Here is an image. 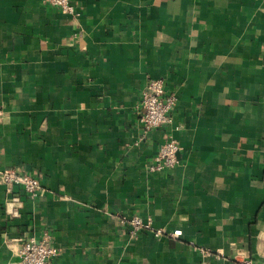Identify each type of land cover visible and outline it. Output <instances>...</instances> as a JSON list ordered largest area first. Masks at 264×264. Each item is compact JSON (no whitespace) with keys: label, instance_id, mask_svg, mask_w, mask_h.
<instances>
[{"label":"crops","instance_id":"1","mask_svg":"<svg viewBox=\"0 0 264 264\" xmlns=\"http://www.w3.org/2000/svg\"><path fill=\"white\" fill-rule=\"evenodd\" d=\"M72 2L78 18L0 0V171L40 182L13 217L0 184L2 264L18 237L55 247L53 264L264 261V0ZM151 79L177 101L143 135ZM169 136L177 165L150 173ZM116 214L181 234L131 236Z\"/></svg>","mask_w":264,"mask_h":264},{"label":"built area","instance_id":"2","mask_svg":"<svg viewBox=\"0 0 264 264\" xmlns=\"http://www.w3.org/2000/svg\"><path fill=\"white\" fill-rule=\"evenodd\" d=\"M41 3L54 7L73 18H78L79 16V12L76 10L72 0H41ZM176 101L174 94L167 93L162 79H151L144 85L138 100L140 109L138 123L143 135H147L150 131L156 129H163L170 124L171 114ZM2 113L3 111L0 107V117ZM177 150L178 144L176 140L169 136L158 147L151 163L147 167L148 171L158 174L173 169L178 163L176 158ZM0 184L11 197L6 204V209L12 217L17 216V208L21 204L17 191H22L29 198H35L40 192V182L37 177L14 169L0 171ZM116 215L122 219V222H126L131 236L146 232L150 233L154 238H160L163 235L177 238L181 234L179 230L166 232L164 229L154 228L150 218L144 219L139 216L125 218L120 217L119 214ZM9 250L16 258L12 264H53L52 261L58 254L57 249L47 242H36L32 238L27 237L11 239ZM199 251L204 257L211 256L210 252L205 249H200ZM234 261L237 264H264V261L256 262L244 255H236ZM0 264H2L1 260Z\"/></svg>","mask_w":264,"mask_h":264}]
</instances>
